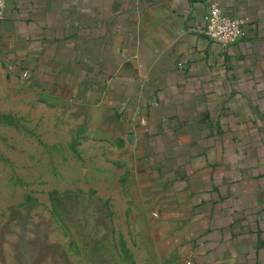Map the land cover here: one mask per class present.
<instances>
[{"label": "crops", "instance_id": "0c3cea01", "mask_svg": "<svg viewBox=\"0 0 264 264\" xmlns=\"http://www.w3.org/2000/svg\"><path fill=\"white\" fill-rule=\"evenodd\" d=\"M5 2L0 68L129 137L155 193L151 262L264 264V0ZM213 2L243 20L226 47L195 30Z\"/></svg>", "mask_w": 264, "mask_h": 264}, {"label": "rangeland", "instance_id": "374dc122", "mask_svg": "<svg viewBox=\"0 0 264 264\" xmlns=\"http://www.w3.org/2000/svg\"><path fill=\"white\" fill-rule=\"evenodd\" d=\"M137 164L109 110L0 68V264H153Z\"/></svg>", "mask_w": 264, "mask_h": 264}, {"label": "built area", "instance_id": "2783aa9c", "mask_svg": "<svg viewBox=\"0 0 264 264\" xmlns=\"http://www.w3.org/2000/svg\"><path fill=\"white\" fill-rule=\"evenodd\" d=\"M5 6V0H0V21L4 18ZM203 22V26L195 30L209 41L219 43L223 47L236 42L243 33V20L236 15L223 11L215 2L208 5L203 15ZM23 77H25L24 74Z\"/></svg>", "mask_w": 264, "mask_h": 264}]
</instances>
